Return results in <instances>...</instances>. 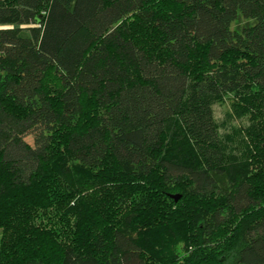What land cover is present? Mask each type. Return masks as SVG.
<instances>
[{
	"label": "trees",
	"instance_id": "1",
	"mask_svg": "<svg viewBox=\"0 0 264 264\" xmlns=\"http://www.w3.org/2000/svg\"><path fill=\"white\" fill-rule=\"evenodd\" d=\"M12 1L0 5V264H264V174L228 157L211 107L238 93L264 134V0ZM139 15L161 52L134 39ZM164 225L192 232L188 255L166 261Z\"/></svg>",
	"mask_w": 264,
	"mask_h": 264
},
{
	"label": "rangeland",
	"instance_id": "2",
	"mask_svg": "<svg viewBox=\"0 0 264 264\" xmlns=\"http://www.w3.org/2000/svg\"><path fill=\"white\" fill-rule=\"evenodd\" d=\"M160 1L166 10L172 9V2L170 0ZM12 2V0H1L0 5L11 4ZM129 24L134 39L142 47L155 50L158 53L161 52L162 44L159 40L158 33L147 20L146 15L132 16L129 18ZM48 81L55 83L54 79ZM244 100L238 93L230 91L224 93L220 99L213 101L211 107L219 140L223 143L224 151L229 158L237 161H250L253 170L257 167L264 174V134L255 135L257 131L255 132L253 130L258 126V120L248 110L249 107L246 106ZM25 143H30L29 138H24L19 143L13 145L12 150H22L25 147ZM165 189L170 193L182 194V200L189 201L192 198L188 187L170 186ZM238 218L239 216H231L223 225L216 229L214 241L217 244L219 242L221 244L225 242L226 237L234 229V224ZM168 230V226L164 225L155 235L157 238L166 235L170 238L172 237L167 247L169 256L166 261H170V256L172 257V255L173 257L188 255L193 247V238L190 237L192 232H180L171 236L167 233ZM170 247L173 251L175 250L174 253L169 249ZM156 264H166V262Z\"/></svg>",
	"mask_w": 264,
	"mask_h": 264
},
{
	"label": "water",
	"instance_id": "3",
	"mask_svg": "<svg viewBox=\"0 0 264 264\" xmlns=\"http://www.w3.org/2000/svg\"><path fill=\"white\" fill-rule=\"evenodd\" d=\"M170 196H171L175 201H177V200L181 197V194H179V193H173V194H170Z\"/></svg>",
	"mask_w": 264,
	"mask_h": 264
}]
</instances>
